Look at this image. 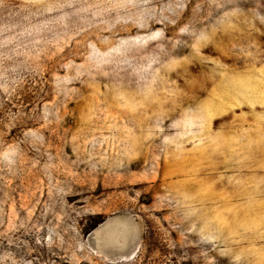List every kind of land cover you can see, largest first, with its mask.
I'll return each instance as SVG.
<instances>
[{"label":"rangeland","instance_id":"obj_1","mask_svg":"<svg viewBox=\"0 0 264 264\" xmlns=\"http://www.w3.org/2000/svg\"><path fill=\"white\" fill-rule=\"evenodd\" d=\"M0 264H264V0H0Z\"/></svg>","mask_w":264,"mask_h":264}]
</instances>
